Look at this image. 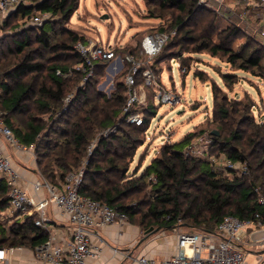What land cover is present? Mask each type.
<instances>
[{"label":"trees","instance_id":"1","mask_svg":"<svg viewBox=\"0 0 264 264\" xmlns=\"http://www.w3.org/2000/svg\"><path fill=\"white\" fill-rule=\"evenodd\" d=\"M25 1L0 26V111L19 142L35 146L37 168L50 183L59 185L77 170L89 144L98 137L79 192L125 213L127 222L141 231L152 226L173 231L181 219L191 230L215 232L227 216L264 226V210L258 203L264 196V118L255 119L252 100H231L212 82L213 112L207 123L214 128L188 133L172 143L167 141L141 175H129L130 163L143 143L140 134L146 135L158 108L149 102L154 87L145 86L148 104L141 107L144 124H129L123 116L128 93L125 77L131 67L125 57L132 54L137 58L134 51L112 47L124 59V65L116 74L114 91L109 96L98 87L109 62H97L94 74L81 84L83 74L74 67L83 58L75 45L87 40L65 28L80 0ZM146 1L156 6L159 18L170 15L173 19V37L168 29L160 28L169 35L155 56L160 63L175 59L181 69L188 70L185 53H207L251 73L264 84V44L250 37L239 23L218 29V14L200 5L199 0ZM42 13H49L50 18L41 26L32 25V17ZM242 39L246 43L235 49V43ZM146 69L162 85L163 71L150 62L141 64L135 86L144 84L142 75ZM196 76L205 81L204 73ZM222 77L228 89L239 79L233 73ZM70 94L73 96L67 103L65 99ZM16 115L29 116L23 128L14 125ZM42 115H49L51 121ZM113 127L116 132L103 135ZM204 134L213 139L211 154L223 153L234 162H245L249 173L217 170L206 159L186 156V146ZM151 176L155 181L150 180ZM147 188L150 191L146 192ZM8 204V186L2 178L0 214ZM257 213L260 218L255 217ZM35 219L36 215L22 222L16 219L10 226L0 222V248L21 247L33 252L44 244L49 234L35 225Z\"/></svg>","mask_w":264,"mask_h":264},{"label":"built area","instance_id":"2","mask_svg":"<svg viewBox=\"0 0 264 264\" xmlns=\"http://www.w3.org/2000/svg\"><path fill=\"white\" fill-rule=\"evenodd\" d=\"M21 3H26V1L0 0V26ZM238 3L239 1L236 2V4ZM199 4L215 11L228 21H232L230 16H237L243 21H246L248 17V11L237 14L226 4V0H199ZM249 6L255 10L257 7L264 6V0H256V2L248 0L246 8ZM49 18V13L37 14L32 17L30 23L38 27ZM252 27L255 30L253 33L264 39V28L261 22L259 26ZM168 38L166 33L145 36L141 43V53L145 59H151L160 53ZM75 48L83 58L74 67V71L83 74L81 84L94 74L97 62L110 63L116 60V54L111 45L87 41L86 43L78 42ZM118 59L120 61L119 72L123 68L124 59L120 56ZM125 59L131 63V67L125 77L128 93L123 116L127 123L142 126L145 114L141 111V107L147 105L145 86L154 87L155 98L159 103L176 105L179 102V97L174 91L166 90L162 85H159L150 69L143 71L144 84L136 87L135 76L139 72L142 62L132 54H127ZM147 59L146 62H149ZM182 71H185V68ZM57 74L61 75V72L58 71ZM71 74L72 72L65 76L68 77ZM111 85L114 86V83ZM72 96L73 94L68 95L65 101L68 103ZM3 116L4 114L0 111V137L16 152L28 155L36 162L35 146L21 144L6 125ZM114 130L115 127L109 128L103 135L107 136ZM97 140L98 137L89 144L82 165L70 173L63 182L55 185L45 177L39 176L38 179L31 182L32 194L24 186L21 175L0 145V179H5L9 196V204L2 214H15L16 219L21 222L29 216L36 215L35 225L49 234L47 241L37 246L32 252L34 264H85L88 258H98L102 254V248L94 244V238L98 236L99 231L112 225L122 226L127 223L125 213L79 192L85 167L89 162L88 157L92 154ZM212 143L213 139L209 135H200L186 146L184 153L186 156L208 160L215 169L229 172L238 171L240 175L249 173L245 162H234L223 153L211 154ZM150 180L155 181V177L151 176ZM258 203L264 210L263 195L259 197ZM51 208H56L61 217L68 221L65 231L62 232L53 225V221L48 215ZM255 217L260 218V213H257ZM180 222L181 219L178 220V224ZM160 233H164V231ZM173 234L175 239L173 254L157 259L155 255L141 253L128 264H247L246 253H250L254 249L257 264H264V226L256 224L252 220L227 216L217 225L215 232L194 230L182 233L176 226ZM23 250L21 247L12 246L0 248V264H16V253Z\"/></svg>","mask_w":264,"mask_h":264},{"label":"rangeland","instance_id":"3","mask_svg":"<svg viewBox=\"0 0 264 264\" xmlns=\"http://www.w3.org/2000/svg\"><path fill=\"white\" fill-rule=\"evenodd\" d=\"M237 1H239L238 4H236ZM28 2L31 3V0H28ZM247 2L248 0H226V4L237 14H243L248 11V17L246 21H243L237 16H230L232 21H228L218 15V29L221 30L227 25L232 24V22H237L244 28L245 32L250 37L264 44V39L255 35L253 33L255 30L252 27L259 26L261 22L264 28V6L257 7L254 10L251 6L246 8ZM157 10L156 6L149 5L146 0H80L78 10H76L71 20L65 24L66 29L78 32L83 35L87 41L102 45H111L117 49V51L123 48H125L126 51L133 50L138 61L142 63L152 62L160 72L163 71L161 75L162 86L166 90L174 91L179 97V102L176 105H169L166 103H159L155 98V93L150 96L149 102L151 101L152 104L158 108H155L156 114L151 119L146 135L140 134L143 143L136 151L133 162L130 163L129 175H141L150 160L157 155L159 148L167 141L172 143L181 140L188 133H199L202 130H211L214 128L213 124L207 123L208 120L211 119L213 112L212 82H215L225 91L228 98L231 100L245 101L246 98L252 100L255 103L253 110L255 119L259 121L264 118L263 82L251 73L235 69L220 58L212 57L207 53H185V65L188 67V70L184 67L185 71H182L183 68L181 69L179 63L175 59L172 61L165 60L160 63V60H157L154 56L151 59L146 58L147 61H149L146 62L140 50L142 47V40L145 36L162 33L160 30L161 27L168 29V33L171 34L170 37H173L175 34L174 29H171L172 17L166 15L163 18H159V13L156 12ZM227 15L229 16L230 14L228 13ZM245 43L246 41L244 39L238 40L234 48L239 49ZM118 56L119 55L116 54V60L108 64L105 70V76L99 82V89L108 96L114 91V86L111 84L114 82L116 74L118 73L120 65ZM198 72L204 73L205 81L196 76ZM225 73H233L239 76L237 83L230 89L227 88L226 82L222 77ZM40 117L48 119L49 115H42ZM28 119V115H16L13 119V123L17 128H23ZM48 121H51V119L49 118ZM114 132H116V130L111 133ZM37 169L40 176L47 177L41 173L39 168ZM55 181L57 180L55 179ZM148 191H150V188L146 189V192ZM126 203H129V200H127ZM135 203L137 204V202ZM2 213L0 214V222L10 226L16 221L15 214L7 215ZM177 227L182 233L194 231L187 228L183 220ZM156 228L157 227H154V229ZM146 230L141 231L136 244L132 246L133 248L130 247L129 256H127L129 252H121L124 256L123 263H131V260L136 258L139 254L144 253V250L148 252L154 250L155 254L153 255H155L157 259L166 256L168 252L166 250V245H164L165 238L162 234L166 233L165 235L167 237H172L173 231H164V233H161V237L154 239L162 232L160 230L143 240ZM124 233H128L127 227H125ZM97 246L100 247L99 245ZM127 248L129 247L120 246L121 250H127ZM171 250L172 247L170 248V251ZM254 252H256L255 249L251 250L250 253H246L247 264H257V256ZM114 256V259L105 261L102 255H100L97 261L101 264L122 263V258L119 259L120 257Z\"/></svg>","mask_w":264,"mask_h":264},{"label":"crops","instance_id":"4","mask_svg":"<svg viewBox=\"0 0 264 264\" xmlns=\"http://www.w3.org/2000/svg\"><path fill=\"white\" fill-rule=\"evenodd\" d=\"M0 145L2 146L4 152L11 158L12 163L15 169L19 172L22 178V182L28 192L30 194L33 193L31 182L38 179L40 174L38 173L36 162L28 156L21 153L16 152L11 146H9L1 137H0ZM3 212V211H2ZM1 212V213H2ZM49 217L52 219V223L55 228L59 229L60 231H65L68 225V221L61 217V214L56 208H51L48 213ZM125 227L128 228V233H124ZM141 230L130 223H126L124 225H112L109 226L102 231L98 232V236L94 238V244L99 245L102 248V258L106 261L110 259H114L115 256L122 258V262L124 261V256L121 252L126 251L129 252L130 247L136 244L137 239L139 238ZM166 233L162 234L165 238L166 256H170L174 253L175 249V239L174 234L172 237H167ZM161 237V233L158 234L157 237L154 239H158ZM168 240V242H167ZM129 247L127 250H121L120 246ZM172 250L170 251V248ZM133 248V247H132ZM116 249V250H115ZM144 254L153 255L155 254L154 250L150 252L144 250ZM130 255V252L127 256ZM123 256V257H122ZM126 256V257H127ZM16 264H34L32 252L24 249L23 251L16 253ZM100 258H88L85 264H101L97 260ZM132 261V260H131ZM120 264V263H119Z\"/></svg>","mask_w":264,"mask_h":264},{"label":"water","instance_id":"5","mask_svg":"<svg viewBox=\"0 0 264 264\" xmlns=\"http://www.w3.org/2000/svg\"><path fill=\"white\" fill-rule=\"evenodd\" d=\"M212 134H213V135H218V132H217V131H212ZM159 231H160V228H156V229H154V227H150L148 230H146V231L144 232L145 237L143 238V240H144L145 238L150 237L151 235H154L155 233H157V232H159Z\"/></svg>","mask_w":264,"mask_h":264}]
</instances>
